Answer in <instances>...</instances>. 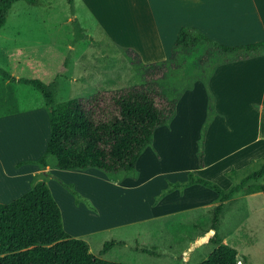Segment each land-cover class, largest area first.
<instances>
[{
    "label": "rangeland",
    "instance_id": "374dc122",
    "mask_svg": "<svg viewBox=\"0 0 264 264\" xmlns=\"http://www.w3.org/2000/svg\"><path fill=\"white\" fill-rule=\"evenodd\" d=\"M109 11L106 0H73L72 4H69L67 0L19 1L11 6L6 21L0 29V43L12 46L14 42H18L28 45L29 48H34L36 51L49 46V62L51 66L58 67L57 51L62 50L67 42H70L71 46L74 44L72 41H81L80 48L77 49L78 55L75 64H73L72 57L69 62L77 79H73V76L70 77L68 88H54L51 96L55 104L87 98L95 93L93 85H96L95 82L98 80L90 78V73L83 74L82 78H78L80 75L79 66H88L87 64H90L93 59L108 61L109 66H114V70L118 71L114 73L113 81L110 80L114 90L140 86L144 83L148 69L143 70V64L135 62L136 60L127 62L128 57L122 47L110 41L106 19V13ZM81 26L87 29L84 36L86 41L83 40V37L81 38L79 33L82 29ZM2 64L3 61L0 59V66ZM121 75L122 78H120ZM160 83L164 86L166 93L174 97L194 82L186 74L185 69L174 71L167 64V71L160 78ZM99 84L103 83L99 82ZM25 109L27 108L19 110L21 111L19 113L23 114L22 111ZM23 118H28V116L20 119ZM24 123L22 125L24 127H21L22 132H26L28 136L26 137L25 133L24 137L20 139H32L30 134L34 135V128L29 123ZM14 126L15 122H12V128ZM3 129L7 130L8 127ZM38 131H41L44 137L43 126L39 125ZM261 133L264 135V123ZM239 137L240 127L236 125L235 118L226 125L220 121L216 123L206 143L207 153L204 161L209 166L201 170V177L228 189L260 167L264 160V148H261L256 155L254 153L240 161L237 160L234 153L225 157L226 160H219L221 155H225L226 151L234 147L235 140ZM17 140L19 139L17 138ZM189 140L188 138L187 141L174 142L175 148L167 158L166 153H159L155 147H151L150 152H157L161 159L160 168L178 169L179 172L166 178H154L141 185H132V188L118 189L107 185L101 179L77 180L70 173H66L70 171L53 168L54 157H50L48 162L50 168L57 170L56 173H53L55 177L52 174L50 178L42 179V176L39 175L38 179L45 181L54 195L53 197L60 204L59 207L65 214L64 216L79 232L88 231L87 229L92 226L106 225V223H109V226H120L138 217L145 218L172 211L180 212L184 209L194 211V206L206 204L213 206L217 203L216 193L201 185L189 186L182 189V193L180 190H175L154 203L155 207L150 206L151 201L155 202V197L158 195L155 192L159 190L160 184L167 187L169 182H183L187 179L188 172L200 170L197 160L198 143L196 141L189 142ZM158 141H160V137H158ZM31 143V146H34L35 141H31ZM139 167L144 176L151 173L150 167L144 160ZM145 167L150 171H143ZM96 172L109 180L119 179L117 176L133 180L132 176L122 173L107 176L102 172ZM58 179L64 181V184L67 182L66 185H72L76 189V193L80 196V198L78 197L79 205L74 204L75 197L60 185ZM261 183L264 186V178ZM63 192L68 197L63 195ZM72 206L75 209H72ZM208 210L207 208L199 209L152 224L143 223L139 226L115 228L104 235L106 236L102 238L104 240L99 237L96 240L92 239L89 245L90 252L104 260L120 264H199L215 248L209 242L212 234L207 232L201 236L203 228H208L206 223L202 224V230L189 232L184 229V226L199 222V218L208 216ZM88 213L95 214V217L88 218ZM152 227L155 231L148 234ZM217 232L223 243L233 247L239 253L241 256L239 264H264V191L252 195L241 192L227 201L220 215ZM201 238L205 239L201 240ZM112 241L117 244L105 254L100 255L103 245Z\"/></svg>",
    "mask_w": 264,
    "mask_h": 264
},
{
    "label": "crops",
    "instance_id": "0c3cea01",
    "mask_svg": "<svg viewBox=\"0 0 264 264\" xmlns=\"http://www.w3.org/2000/svg\"><path fill=\"white\" fill-rule=\"evenodd\" d=\"M106 3L110 9L109 13H106L110 41L122 47L128 57L127 62L136 60L135 62L143 64V70L151 64L169 60L172 45L182 26L196 28L210 39L226 46L264 41V0H106ZM81 28L79 33L81 38H84L87 29L84 26ZM72 42L74 44L71 46L69 45L71 43L67 42L62 50L57 51L58 67L51 66L49 62V46L36 51L18 42H14L12 46L0 43V59L3 61L0 72H5L16 80H38L47 86L50 94L54 88H68L70 77L77 79L69 62L72 57L75 64L77 49L81 45V41ZM87 65L79 66L78 78L90 73V78L98 80L95 82L96 85H93L94 94L112 92L114 87L110 80L113 81L114 73L118 72L114 70V66H109L108 61L97 59H93ZM209 86L215 96L217 116L205 136L204 159L207 153L206 143L216 123L220 121L226 125L234 118L236 125L240 127V137L235 140L234 147L226 151L225 155H221L219 160H226L225 157L233 153L238 161L254 153L256 155L261 148H264V135L261 133L264 123V54L219 66L212 73ZM206 106L207 96L204 86L200 81H196L177 101L175 116L169 126L157 128L153 132L151 147H155L159 153H166L167 158L175 148L174 142L187 141L188 138L189 142H198L199 131L201 132L206 117ZM24 108L27 109L22 111L23 114L19 113L21 112L19 110ZM24 116L28 118L20 119ZM12 122H15L14 128ZM24 122L34 128V135L30 134L32 139H20L26 133L22 132L21 128L24 127L22 126ZM39 125L43 126L44 137L43 133L38 131ZM4 127L8 129L5 130ZM49 134V118L41 93L32 85L12 82L0 73V204H8L29 191L31 182L41 173L47 172L51 176L56 173L57 170L50 168V165L45 171H41L36 165L25 164L41 157L45 152ZM25 136L27 137L28 134L26 133ZM158 137L160 141L157 142ZM33 140L35 144L31 146ZM151 147L145 149L137 160L133 180L121 176H117L119 178L117 180H109L98 174L97 170L94 171L95 169L66 173H70L77 180L101 179L107 185L124 189L179 172L178 169L160 168L161 159L157 152H150ZM143 160L151 170L146 176L139 167ZM204 166L206 168L209 164L204 161ZM147 169L145 167L143 171H150ZM165 187L166 185L160 184L155 194H159L160 189ZM63 193L68 197L65 192ZM55 201L59 204L56 198ZM150 206H156L154 200L151 201ZM207 206L210 204L194 206L193 209L196 211L211 207ZM59 208L62 212L61 207ZM194 211L184 209L180 212L172 211L145 218L138 217L120 226H109V223H106L108 226H92L84 232H79L63 212L61 215L64 230L71 237L83 240L89 246L92 239L105 238L104 235L115 228L139 226L143 223L152 224ZM88 215L87 217L91 219L95 217V214L88 213ZM166 216L168 217L163 218ZM154 231L152 227L148 234Z\"/></svg>",
    "mask_w": 264,
    "mask_h": 264
},
{
    "label": "trees",
    "instance_id": "16d2710c",
    "mask_svg": "<svg viewBox=\"0 0 264 264\" xmlns=\"http://www.w3.org/2000/svg\"><path fill=\"white\" fill-rule=\"evenodd\" d=\"M19 1L0 0V27L6 21L11 6ZM69 4L73 0H67ZM264 54V41L239 46H226L215 42L203 32L190 26H182L171 48L169 60L147 66V74L140 86L93 94L87 98L73 99L55 104L47 86L38 80H16L5 72L6 79L34 86L45 100L49 118V139L45 152L36 161L41 171L49 166V158H55L54 168L63 171L95 169L109 176L122 173L134 176L141 154L152 146L153 132L167 127L175 116V106L182 93L191 86L169 96L160 78L167 71V64L174 71L185 69L193 82L200 81L207 96L206 117L198 140L197 160L200 170L188 172L183 182H169L155 197L161 198L175 190L201 185L214 191L217 203L208 208V216L199 222L184 226L188 232L208 228L201 236L214 231L209 242L213 251L199 264H239L241 256L231 246L224 244L217 229L224 205L243 192L252 195L264 191V160L260 167L250 172L238 184L224 189L200 176L204 166V142L207 130L217 116L215 96L209 79L221 65ZM23 165V164H22ZM42 179L50 174L43 172ZM60 185L75 197L80 196L72 185L58 180ZM182 193V191H181ZM79 197V198H78ZM117 242L103 245L105 254ZM122 244V243H121ZM0 264H120L104 260L89 251L88 244L71 237L63 227L61 210L44 180L35 177L29 191L8 204H0Z\"/></svg>",
    "mask_w": 264,
    "mask_h": 264
},
{
    "label": "water",
    "instance_id": "95a60500",
    "mask_svg": "<svg viewBox=\"0 0 264 264\" xmlns=\"http://www.w3.org/2000/svg\"><path fill=\"white\" fill-rule=\"evenodd\" d=\"M208 234H214V231L210 230ZM205 238H201V240H204Z\"/></svg>",
    "mask_w": 264,
    "mask_h": 264
}]
</instances>
